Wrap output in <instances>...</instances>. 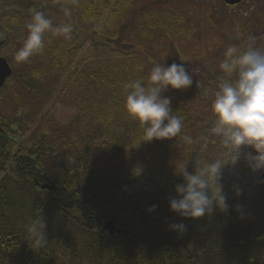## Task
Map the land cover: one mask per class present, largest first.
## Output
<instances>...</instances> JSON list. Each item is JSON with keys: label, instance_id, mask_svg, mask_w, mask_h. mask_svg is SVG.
Instances as JSON below:
<instances>
[{"label": "trees", "instance_id": "1", "mask_svg": "<svg viewBox=\"0 0 264 264\" xmlns=\"http://www.w3.org/2000/svg\"><path fill=\"white\" fill-rule=\"evenodd\" d=\"M134 2L0 0V57L14 70L10 79L16 80L19 102L13 119L0 116V264H264V193L249 201L238 189L222 186L227 211L183 218L170 210L169 188L155 183L149 165L144 168L141 156L149 161L170 145L142 142V128L124 110V85L146 82L145 68L151 66L146 55L159 58L170 38L191 34L179 15ZM47 3L61 23L70 24L67 15L74 16L91 36L89 46L74 61L82 47L77 35L72 32L66 41L46 33L44 52L33 55L24 63L26 73L19 74L14 57L27 36L25 25L36 13L33 7ZM98 34L102 38L95 40ZM72 63L77 64L69 71ZM64 76L63 98L89 125L86 138L77 140L79 151L61 129L34 126L41 104L23 106L28 97L39 99L41 82L57 83ZM10 79L0 89V110ZM167 98L173 113L184 118L185 135L192 118L176 98ZM135 162L139 171L131 170ZM152 205L156 209L149 212ZM38 212L47 244L34 249L24 226ZM110 219L122 234L110 236L103 229ZM179 223L186 225L183 234L169 227Z\"/></svg>", "mask_w": 264, "mask_h": 264}, {"label": "rangeland", "instance_id": "2", "mask_svg": "<svg viewBox=\"0 0 264 264\" xmlns=\"http://www.w3.org/2000/svg\"><path fill=\"white\" fill-rule=\"evenodd\" d=\"M134 5L137 8L143 6L148 9H162L179 15L184 19V27L191 34L190 38H170L167 42L168 46L162 49L163 53L159 58L153 54L146 55L151 65L145 68L146 76L156 64L170 66L172 63H177L184 65L193 80L192 85L187 89L169 88L161 94L164 97L176 98L175 100L179 102L182 109L189 113L192 118V129L185 135L191 137V143L173 138L170 141L154 139L149 142L150 146L155 143L166 144L168 142L170 145L168 150L166 146L160 147L158 149L160 153L154 154L149 161L141 156L144 168L150 166V174L155 183L167 186L174 197L176 195L175 186L183 183L182 176L177 174L182 166L185 165L191 173L196 164L215 159H221L223 163H227L231 159L229 150L222 145L218 137L209 132L214 123L211 103L222 75L218 65L224 59L226 48L231 45L243 49L251 44L264 49V0H243L234 7L225 6L222 0H135ZM33 8L34 13L43 12L52 19L54 25L61 24L62 16L50 9L53 8L50 3L46 6L37 4ZM67 17L73 32L78 37L77 41L82 43L81 51L74 60L77 61L78 57L88 48L91 36L89 39L87 33L78 28L71 13ZM94 38L99 40L102 35H95ZM92 53L99 55L96 49ZM117 55L122 56V54ZM132 56L135 59L142 57L139 53H133ZM76 64L72 63L69 71L74 70ZM15 69L19 74L26 73L24 63H20ZM65 78L66 76L53 84L41 82L43 92L39 99L28 97L23 101V106H26L25 108L34 106L36 109V105L41 104V107H37L40 115L37 117L38 123L34 126L43 130V125L48 123L54 129H61L63 136L70 137L73 147L79 151L77 140L86 138L89 125L84 122L83 116L80 118L75 116L76 112L70 102L63 98L62 89ZM8 82L7 90L2 93L4 102L0 116L13 119L17 113L16 108L19 106L14 95L16 80L10 79ZM31 109L33 111V108ZM24 111V115H27L29 109H24ZM72 120H75L73 124ZM67 130L70 132L69 135L66 134ZM44 131L46 132V128ZM252 151L254 150L250 146L242 148L238 161L235 164L229 162L225 165L220 181L225 190L236 188L249 201H253L254 197L264 193V170L252 171L245 159V155ZM108 160L111 163L116 162L113 156H110ZM135 164L137 162L132 165L131 170L139 171Z\"/></svg>", "mask_w": 264, "mask_h": 264}, {"label": "clouds", "instance_id": "3", "mask_svg": "<svg viewBox=\"0 0 264 264\" xmlns=\"http://www.w3.org/2000/svg\"><path fill=\"white\" fill-rule=\"evenodd\" d=\"M25 28L27 36L14 57L18 63H27L33 55L44 52L46 33L67 41L71 40L73 32L71 24L54 25L43 12H36ZM218 67L222 75L211 103L214 123L209 132L229 150V162L235 164L242 148L250 146L256 155H245L249 167L254 172L264 170V49L251 44L243 49L231 45L226 48ZM138 70H142V66H138ZM192 83V76L184 65L172 63L170 66L154 65L146 82L141 78L124 85V110L142 128V142L175 137L191 143L190 136L182 135L184 118L173 113L170 99L161 94L169 88L187 89ZM227 163L215 159L196 164L191 173L185 165L179 171L176 169L183 183L175 186L176 195L169 201L170 210L183 218L192 219L209 215L214 209L227 211V197L220 184L222 170ZM236 194L239 195L238 190ZM155 209L156 205H152L148 211ZM169 227L180 234L186 231L183 223ZM24 228L26 239L34 249L47 244L45 223L39 212Z\"/></svg>", "mask_w": 264, "mask_h": 264}, {"label": "water", "instance_id": "4", "mask_svg": "<svg viewBox=\"0 0 264 264\" xmlns=\"http://www.w3.org/2000/svg\"><path fill=\"white\" fill-rule=\"evenodd\" d=\"M223 3L227 6H235L239 5L243 0H222ZM12 76V69L8 65L7 61L0 57V89L4 86L5 82L11 78ZM252 155H256L255 151L250 152ZM42 188H45V186H42ZM104 230L107 231V233L112 235H120L123 233L122 230H118L114 226V220L110 219L108 220L103 227Z\"/></svg>", "mask_w": 264, "mask_h": 264}, {"label": "flooded vegetation", "instance_id": "5", "mask_svg": "<svg viewBox=\"0 0 264 264\" xmlns=\"http://www.w3.org/2000/svg\"><path fill=\"white\" fill-rule=\"evenodd\" d=\"M231 7H234V6H231Z\"/></svg>", "mask_w": 264, "mask_h": 264}]
</instances>
